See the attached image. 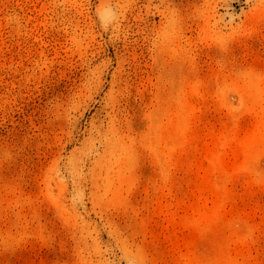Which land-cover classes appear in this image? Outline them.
<instances>
[{
	"label": "rangeland",
	"instance_id": "rangeland-1",
	"mask_svg": "<svg viewBox=\"0 0 264 264\" xmlns=\"http://www.w3.org/2000/svg\"><path fill=\"white\" fill-rule=\"evenodd\" d=\"M0 264H264V0H0Z\"/></svg>",
	"mask_w": 264,
	"mask_h": 264
}]
</instances>
